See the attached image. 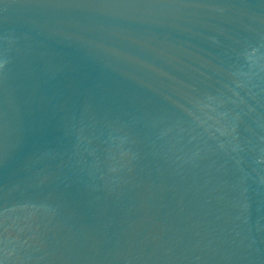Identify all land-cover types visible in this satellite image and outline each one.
<instances>
[{
  "label": "water",
  "instance_id": "water-1",
  "mask_svg": "<svg viewBox=\"0 0 264 264\" xmlns=\"http://www.w3.org/2000/svg\"><path fill=\"white\" fill-rule=\"evenodd\" d=\"M0 264H264V0H0Z\"/></svg>",
  "mask_w": 264,
  "mask_h": 264
}]
</instances>
